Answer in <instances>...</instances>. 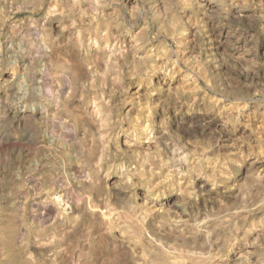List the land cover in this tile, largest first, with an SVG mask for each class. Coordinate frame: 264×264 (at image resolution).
Here are the masks:
<instances>
[{
  "label": "rangeland",
  "instance_id": "rangeland-1",
  "mask_svg": "<svg viewBox=\"0 0 264 264\" xmlns=\"http://www.w3.org/2000/svg\"><path fill=\"white\" fill-rule=\"evenodd\" d=\"M0 264H264V0H0Z\"/></svg>",
  "mask_w": 264,
  "mask_h": 264
},
{
  "label": "bare ground",
  "instance_id": "bare-ground-1",
  "mask_svg": "<svg viewBox=\"0 0 264 264\" xmlns=\"http://www.w3.org/2000/svg\"><path fill=\"white\" fill-rule=\"evenodd\" d=\"M43 87H44V85H43ZM44 89V88H43ZM48 91V90H47ZM44 92V91H43ZM199 229V228H198ZM203 230V229H202ZM206 263V262H205Z\"/></svg>",
  "mask_w": 264,
  "mask_h": 264
}]
</instances>
